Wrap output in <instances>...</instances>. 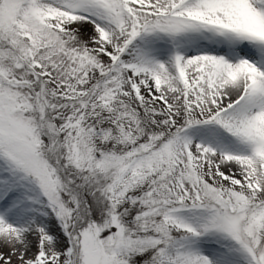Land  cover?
<instances>
[{"label": "snow or ice", "instance_id": "obj_1", "mask_svg": "<svg viewBox=\"0 0 264 264\" xmlns=\"http://www.w3.org/2000/svg\"><path fill=\"white\" fill-rule=\"evenodd\" d=\"M0 264H264V0H0Z\"/></svg>", "mask_w": 264, "mask_h": 264}]
</instances>
